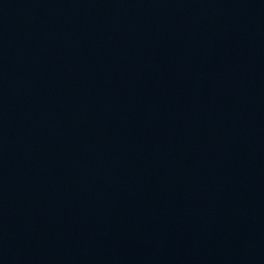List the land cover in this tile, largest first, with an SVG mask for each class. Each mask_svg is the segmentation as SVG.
I'll return each instance as SVG.
<instances>
[{"label": "water", "instance_id": "obj_1", "mask_svg": "<svg viewBox=\"0 0 264 264\" xmlns=\"http://www.w3.org/2000/svg\"><path fill=\"white\" fill-rule=\"evenodd\" d=\"M0 203L36 264H264V0H0Z\"/></svg>", "mask_w": 264, "mask_h": 264}]
</instances>
